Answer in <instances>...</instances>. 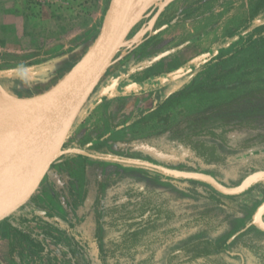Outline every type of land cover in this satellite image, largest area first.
I'll return each mask as SVG.
<instances>
[{"label":"rangeland","instance_id":"374dc122","mask_svg":"<svg viewBox=\"0 0 264 264\" xmlns=\"http://www.w3.org/2000/svg\"><path fill=\"white\" fill-rule=\"evenodd\" d=\"M259 1L135 0L132 26L123 42H127V47L120 46L103 79L120 73L122 82L125 80L126 83H145L147 79H155V83L163 86L154 89L145 86L138 96L115 100L116 103L126 101V111L135 108L124 118L139 111H154L146 115L143 123L113 130L111 124H119L124 118L113 123L107 115H112L113 120L119 117L110 107L91 110L89 103L98 99L99 88H96L74 124L78 125L93 115L103 122V126L80 139L75 136L77 127L73 128V125L63 149L87 153L104 151L105 157L149 163L181 173L207 175L227 187H236L249 174L264 171V155L224 168H213L193 157L177 160L136 144L140 139L165 132L190 114L233 101L250 91L264 89V39L242 48L244 41L258 35L254 30H246L252 29V14ZM109 3L110 0H0V88L27 99L43 90V84L49 78L63 77L75 59L67 66L63 62H68L69 56L78 52L81 46L91 45L101 29ZM258 23L264 31V19ZM140 32L141 40L131 43L130 40ZM148 40L146 51L137 59L130 62L125 58ZM151 59L155 60V65L148 72L131 71V68L147 64ZM204 60L208 65L203 63ZM41 64L44 70L36 73ZM125 70L129 74L124 78ZM158 77L164 81L157 80ZM33 84L36 87H31ZM182 85H186L184 94L169 97L162 107L155 110L157 103ZM25 86L27 88L23 90ZM125 108L120 105L116 115H121ZM247 109L243 106L239 110L244 113ZM2 120L0 128L6 122ZM98 171H101L103 179L102 221L106 220L112 197L126 189L157 192L179 209L201 210L205 206L213 209L214 227L183 231L159 249L156 264H164L169 252L197 239L227 244L216 254L227 263L257 264L242 244L252 240L264 245V233L252 224L255 211L264 203V181L253 183L240 194L224 195L202 181L176 178L141 166L114 161L93 162L65 155L52 165L31 198L14 213V219H32L33 216L27 213L30 210L50 213L71 225L68 229L72 237L92 264H115L109 259L101 260L99 256V246L105 248L111 233L102 225L99 236L96 234L92 205L96 193L94 173ZM87 186L88 194L83 200ZM189 189L201 194L213 192L227 203V207L209 203ZM25 225L36 234L35 238L44 249L40 250L31 241L19 238L16 249L10 254L9 227L1 221L0 264H50L49 258H55L57 264L86 263L65 236L67 225L33 221Z\"/></svg>","mask_w":264,"mask_h":264},{"label":"trees","instance_id":"16d2710c","mask_svg":"<svg viewBox=\"0 0 264 264\" xmlns=\"http://www.w3.org/2000/svg\"><path fill=\"white\" fill-rule=\"evenodd\" d=\"M263 12L264 0H261L253 10L252 29L250 27L246 30H254L258 35L244 41L242 48L264 39V31L260 29L259 23L257 25L258 20L264 19ZM218 57L219 55L215 58ZM203 63L208 65L205 60ZM162 86L161 83L156 82L154 87ZM185 88L186 85H182L178 90H173L171 96L169 95L155 105V110L162 107L169 97H179L184 94ZM243 106L248 109L241 113L239 109ZM153 111L154 109H150L133 113L124 118L121 123L111 124V127L113 130H122L143 123L146 115ZM136 144L177 160H187L193 157L206 167L213 168H224L232 164L247 162L257 155H264V89L250 91L233 101L190 114L165 132L140 139L136 141ZM254 146L257 148L252 149ZM91 154L106 155L104 151ZM70 157L93 162H108L81 155H70ZM94 175L96 193L92 210L96 223V234L99 236L102 225H105L111 233L106 240L105 248L99 246L101 260L109 259L115 264H121V262L123 264H156L159 249L183 231L215 226L212 208L205 206L201 210L191 208L190 211L179 209L157 192L136 189H126L115 194L112 197V205L105 215L106 220L102 221L103 179L101 171ZM87 185L89 186V179ZM88 186L84 191L83 200L88 194ZM189 192L219 207H227V203L213 192L205 191L201 194L192 189H189ZM27 213L33 216L32 219L19 217L15 220L14 214L5 219L9 227L10 254L16 249L19 238L31 241L40 250L44 249L35 238L36 234L25 225L26 222L54 223L55 225H67L64 229L65 236L72 242L75 250L82 254L85 264H92L79 243L72 237L68 229L71 225L53 215L48 216L44 211L30 210ZM44 234L56 238L50 233L44 232ZM226 245L213 243L209 239H197L169 252L164 264H230L216 257V254ZM242 248L254 257L257 264H264V245L257 241L247 240L243 242ZM49 263L57 264L55 258H49Z\"/></svg>","mask_w":264,"mask_h":264},{"label":"water","instance_id":"95a60500","mask_svg":"<svg viewBox=\"0 0 264 264\" xmlns=\"http://www.w3.org/2000/svg\"><path fill=\"white\" fill-rule=\"evenodd\" d=\"M134 5L135 0H110L101 29L87 51L68 74L38 100L40 111L35 119L34 140L26 150L18 184L0 199V222L27 203L52 165L65 155L141 166L176 178L202 181L224 195L240 194L256 181L264 180V171H257L245 177L238 186L227 187L203 174L181 173L149 163L97 156L78 149H63L75 121L100 84L132 26ZM156 79L164 81L161 77ZM108 91H111L108 98L115 95L114 88ZM100 95L97 97L100 98ZM46 214L51 216L50 213ZM263 216L264 203L252 217L253 226L264 233Z\"/></svg>","mask_w":264,"mask_h":264},{"label":"crops","instance_id":"0c3cea01","mask_svg":"<svg viewBox=\"0 0 264 264\" xmlns=\"http://www.w3.org/2000/svg\"><path fill=\"white\" fill-rule=\"evenodd\" d=\"M149 42L148 41H144L143 43H141L142 45H139L134 51H131L128 53V57L126 56L125 58H128L130 59V62L132 61V59H137L140 55H142L144 53V51H146L147 49V46L146 44ZM90 45H87L84 47H80L76 52L75 54L73 55H70L69 58H68V62H63V65L64 66H67L68 64H71L72 61H75L73 62V64L71 65V67L69 68L68 72L75 66V64L81 59V57L84 55V53L87 51V49L89 48ZM77 56V57H76ZM79 56V57H78ZM150 63V64H149ZM153 65H155V60L151 59V61H149L147 64H143L141 66H136L134 69L131 68V71H139V72H143V71H147L149 70V68H151ZM38 67V66H37ZM43 66L42 64L39 66V68H37L35 70L36 73L38 72H42L44 69H42ZM63 75V77H61L60 79H54V78H49V81L48 82H45L43 84V90H39L38 92H36L35 94H31L29 97L30 98H25V99H22V98H19V96H17V94H13L12 92H9V90L5 89H1L0 88V99H4V100H7V101H17V102H21V101H31V102H35V101H38L39 99H41L42 97L46 96V94L60 81L62 80L67 74ZM34 73V74H36ZM155 72H152V74H154ZM129 74V72L127 70H125L124 72V78L127 77ZM155 78V76H154ZM122 76H121V73L119 75H116V76H111L109 78H106V79H103L101 80L100 84L98 85L97 88H99V91L97 93V95L100 93L102 94V96L100 95V98L97 99V101H91V104L90 105V108L91 110L93 108L95 109H99V108H106V107H110L111 111L113 112L114 110V114L115 116H117L118 119L116 120H113L112 119V115H107L108 118L111 120L110 122H115V123H118L121 121V119H123L126 115L129 114V112L133 111L135 108L131 107V109L128 111H126V106H127V102L126 101H123L124 103L120 102V103H116L117 101L115 100H118V98H127V97H130V96H138L140 95L142 92H143V86L145 85H149L151 82L153 83L152 84V87L151 89H154V86H155V79H147V81L145 83L143 82H139V83H126L125 80L124 82H122ZM117 80V81H116ZM121 80V81H120ZM31 87H36L34 86H31ZM27 88L26 86L23 88V90ZM112 88H114V96L111 97V98H108L107 96L111 93V91H108ZM143 88V89H142ZM98 90V89H97ZM103 92V93H102ZM106 92V93H105ZM106 95V96H105ZM2 96V97H1ZM114 98V99H113ZM116 98V99H115ZM99 99L100 102H99ZM111 102V103H109ZM119 102V101H118ZM107 104H110V105H107ZM121 105V107L125 108L124 112L121 113V115H116L117 114V110L119 108V106ZM74 124V127L73 128H76L75 130V136H78L80 139L82 138H86L89 133L92 132V130L94 129L95 131L97 129H99L101 126H103V122L99 120L98 117H94L93 115L91 116H87V118L85 119V121H83L82 123H79L78 125ZM73 130V129H72Z\"/></svg>","mask_w":264,"mask_h":264},{"label":"bare ground","instance_id":"6f19581e","mask_svg":"<svg viewBox=\"0 0 264 264\" xmlns=\"http://www.w3.org/2000/svg\"><path fill=\"white\" fill-rule=\"evenodd\" d=\"M141 37L140 32L130 42H139ZM123 45L125 49L127 42ZM39 111L38 101L27 103L0 99V121L6 120L0 128V199L19 182L22 161L34 140L35 119Z\"/></svg>","mask_w":264,"mask_h":264},{"label":"flooded vegetation","instance_id":"af4514ba","mask_svg":"<svg viewBox=\"0 0 264 264\" xmlns=\"http://www.w3.org/2000/svg\"><path fill=\"white\" fill-rule=\"evenodd\" d=\"M153 83H154V82H153ZM153 83L151 82L149 85L147 84V85H145V86H152ZM145 86H143L144 89H145ZM143 88H142V89H143ZM144 89H143V91H144Z\"/></svg>","mask_w":264,"mask_h":264}]
</instances>
